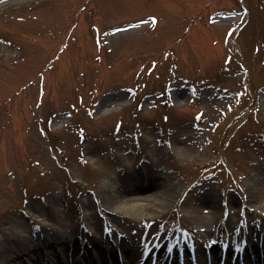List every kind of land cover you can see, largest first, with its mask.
<instances>
[{
	"label": "rangeland",
	"instance_id": "rangeland-1",
	"mask_svg": "<svg viewBox=\"0 0 264 264\" xmlns=\"http://www.w3.org/2000/svg\"><path fill=\"white\" fill-rule=\"evenodd\" d=\"M142 167L158 186L104 201ZM263 176L264 0H0V236H19L15 264H33L25 243L50 255L30 231L68 242L86 225L125 264L114 242L130 231L257 230V204L225 202Z\"/></svg>",
	"mask_w": 264,
	"mask_h": 264
},
{
	"label": "bare ground",
	"instance_id": "bare-ground-1",
	"mask_svg": "<svg viewBox=\"0 0 264 264\" xmlns=\"http://www.w3.org/2000/svg\"><path fill=\"white\" fill-rule=\"evenodd\" d=\"M133 176H134L133 174L127 175L126 177L128 178L126 180L127 183L124 185H120L116 180L111 181L108 185L109 187L106 192L107 194L104 197L105 199L104 201L109 202V200L112 199V201H118L121 203L124 202V200H126L127 198L122 197L121 192H123L124 190H127L125 188L127 187L128 184L134 185V184H139V182L147 181L148 183H151V185L158 186V183L155 182L158 175H155L151 173L150 171H147L144 167H142V170L139 172L137 176H134V177ZM164 188H166L165 185H164ZM250 188L251 190H249ZM250 188H248L247 190L249 197H246L245 199L246 201L244 199H239L237 201V199L233 197H229L227 199V203L225 202V205L228 207H234V206H242L246 203L247 204L251 203L254 206L257 204L258 206L257 205L256 206L262 209V212L264 213V176L261 180H256L254 183V187L252 186ZM164 192H166V194L170 197L173 194V189L168 187L167 189L164 190ZM199 199L201 200L202 203L208 204V206H212V207L218 205L219 203L221 204V200L219 201L216 198H210L208 195V192L203 193L202 195H199ZM105 202L103 206L107 205ZM84 220L87 224L89 223L88 218ZM246 228L248 227L246 226ZM261 228L262 226H258V229L256 231L255 230L252 231V233L250 232V236H249L247 235V232L244 230V227L241 226V228L238 230V237L240 238L245 237V236L250 237L249 247L250 248L252 247L251 249L254 248L253 245H255L256 242H258L259 240L263 243V248H264V234H262ZM223 229L224 231L226 230V228L222 226L219 232L222 233ZM87 230L88 229L86 225L82 226L81 228L78 226L77 229L74 230L73 232L74 236L70 238L69 242H65L61 235L56 236L55 235L56 233H54L53 231L52 232L48 231L45 234L46 236L44 237H42V235L39 232L37 236V232L30 231V232H27L28 235L30 236L23 234L21 237L22 238L26 237L27 242L33 241L35 243H37L39 239H40V242H43V239H44L46 245L48 246V249L51 250L50 255L45 256L43 254H40L39 248L37 249L36 246L30 247L28 244L26 245V243L23 246V250L27 251L28 259L33 264H80L81 261L85 262V264H93V262L95 261L96 262L98 261L97 263L99 264H107V262H114V258H113L114 257L113 254L115 253L114 245L111 244V247H110L108 246L109 242L105 241L107 242V243H104L105 248H101L102 243H100L98 240L93 239L92 237H89V235L87 234L88 233ZM107 232H110V231L107 229ZM259 232L261 235L259 234ZM133 235L134 233L131 235L132 238H133ZM18 237L16 239H13L12 241L10 240V241L4 242V239L0 236V243L3 242L0 245V264H15V261L21 258L19 255L20 239ZM176 237L181 239L179 235ZM240 238L238 241L239 245L242 242ZM173 240H172V245H173ZM222 242H225L224 238ZM62 243L64 244V250L60 249V253L55 251V247L58 246L59 244L62 245ZM159 244L163 245V241L161 237L159 238V242H157L155 245H151L149 249L153 250V252L154 251L158 252L160 248ZM116 246L121 252H124V253L127 251L128 252L134 251L133 256L130 257V261L136 260V258H139V259L142 258V252L139 254L141 243L134 241L133 239L129 242V244L125 243L123 240L120 242H116ZM212 246H213V250H216V246L215 245H212ZM90 247L93 248L92 249L93 252L89 250ZM146 247L148 249L149 245H147ZM183 247H186V246H183ZM227 247L229 250L230 247L229 246ZM15 248L17 250H14ZM175 249L176 247L172 246V249L170 251L171 255L169 254V256L166 259L165 264L166 263L173 264L172 253L174 252ZM197 252H202V247L198 248ZM262 254H264V252ZM198 255H199L198 264H206L204 261H202V255L201 254H198ZM75 260H78V261L75 262ZM137 262H134V263L137 264Z\"/></svg>",
	"mask_w": 264,
	"mask_h": 264
}]
</instances>
